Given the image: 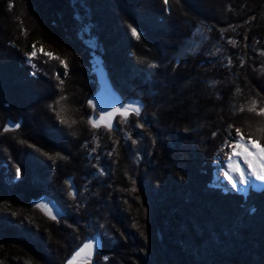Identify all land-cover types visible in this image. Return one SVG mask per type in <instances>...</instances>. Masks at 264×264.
<instances>
[{"label":"trees","instance_id":"obj_1","mask_svg":"<svg viewBox=\"0 0 264 264\" xmlns=\"http://www.w3.org/2000/svg\"><path fill=\"white\" fill-rule=\"evenodd\" d=\"M34 35L67 68L38 53L31 74ZM95 58L141 103L111 131L88 123ZM260 108L264 0H0V264H66L92 236L93 264H264V188L210 166L230 126L264 144Z\"/></svg>","mask_w":264,"mask_h":264},{"label":"snow or ice","instance_id":"obj_2","mask_svg":"<svg viewBox=\"0 0 264 264\" xmlns=\"http://www.w3.org/2000/svg\"><path fill=\"white\" fill-rule=\"evenodd\" d=\"M165 3H168V0H165ZM129 30L131 35L139 40L141 39L142 32L134 25H129ZM43 55L48 56L50 59H59V62L67 68V64L63 59L59 57H55L54 54L44 52L41 49ZM29 60L36 56L35 45H33V51L28 54ZM150 68H156L157 65L155 63L149 64ZM63 83V81H61ZM61 99H66L62 97ZM89 104H92V101H89ZM243 110V109H241ZM249 111H256L255 102H253L252 107L248 109ZM258 115L264 116V108H260L257 112ZM59 115V114H58ZM119 115L121 118L128 120L131 115H136L139 117L141 115V105L139 102H132L128 104H123L120 107H113L111 111H103L101 110V115L98 120L89 119L88 123L93 128H99L101 126L105 127L109 131L113 130L112 119ZM62 123H68L63 117H61ZM74 124L75 121H72ZM20 125L17 124L18 128ZM143 127V125H139ZM231 127V126H230ZM8 129L5 128V131ZM260 131V129H258ZM215 135V133H214ZM133 143H136L133 140ZM228 147L230 151L225 153L226 160L224 162H220L219 157L217 158L218 171H217V182L221 186H223V181H227V185L231 186V190L242 191L239 186H251V187H264V144L260 142V140L253 138L252 136L245 137V135L241 132L239 128L236 129V138L232 139L228 142ZM59 155V154H57ZM245 167H241V163ZM222 173V175H221ZM21 170L18 167L16 169L17 178L20 177ZM259 182V183H257ZM69 188L71 189V185L69 184ZM69 196H75V192L70 190ZM37 208H41L45 210L46 214L51 219H56L57 215L54 213V205L50 204H37ZM97 247V244L94 243L93 240H88L83 244V246L76 252L73 260L70 261V264H75L76 258L81 255L84 256L86 262L90 264V258Z\"/></svg>","mask_w":264,"mask_h":264},{"label":"rangeland","instance_id":"obj_3","mask_svg":"<svg viewBox=\"0 0 264 264\" xmlns=\"http://www.w3.org/2000/svg\"><path fill=\"white\" fill-rule=\"evenodd\" d=\"M196 33H198L197 30H196ZM197 44H198V41L191 38L184 44V50H190L191 51V50L196 48ZM33 45H35L36 54L42 53L41 49H43L44 52L52 53L56 56L61 55L60 49L58 47L53 46V45L47 43L46 41H44V39L42 38L41 35H34L33 37L29 38V40L27 42L26 53H25V62L31 66V68H32L31 74H33L34 68H33L32 59L29 60L28 54L33 51ZM94 61L95 62L92 63V70H93L94 74H96V78H97V82H98V89H97L96 93H94V95H92L89 99V101H92L91 106L96 110V114L92 115L91 119L98 120L99 116L101 115V110L111 111L113 107H120L123 104H128V103H132V102H139L140 103V101H138V100H131V99L122 101L117 96V94L111 89V87H110V85L106 79L105 73L101 67L100 62L96 58L94 59ZM140 105H141V103H140ZM116 116H119V115H116ZM115 117L112 119V124H113ZM236 129L237 128H235V127H229L228 128L226 139L219 145V147H218L217 151L215 152V154L211 160V163H210V166L213 169L212 170V172H213L212 185L221 187L225 191L231 190V186L227 185V181H223V186L218 184V182H217L218 165H217V163H215V161H217L218 157H219V160L221 163L226 160L225 153L230 151V148L228 147V142H230L232 139L236 138ZM241 163L243 164L242 161H241ZM243 167H245V165H243ZM221 175H222V173H221ZM257 183H259V182H257ZM239 187L243 190L242 191L231 190V191H235V192L242 193V194H247L249 189L259 191V190L264 188V187H251V186H244V185H241ZM42 203L53 205L51 202L47 201L46 199H40L38 204H42ZM54 213L57 216L59 215V212L55 206H54ZM90 239L93 240L94 243L97 244V247L95 248V250H94V252L90 258V264H93V261H92L93 255L100 248V241H99L97 236H92V237H88L85 240V242H87ZM83 244L78 249L75 250V252L72 254V256H70L67 259L66 264H70V261L73 260V257L75 256L76 252L83 246ZM75 264H89V262H86L84 259V256L81 255L80 257L76 258Z\"/></svg>","mask_w":264,"mask_h":264},{"label":"bare ground","instance_id":"obj_4","mask_svg":"<svg viewBox=\"0 0 264 264\" xmlns=\"http://www.w3.org/2000/svg\"><path fill=\"white\" fill-rule=\"evenodd\" d=\"M241 163V162H240ZM241 167H243V164L241 163Z\"/></svg>","mask_w":264,"mask_h":264}]
</instances>
